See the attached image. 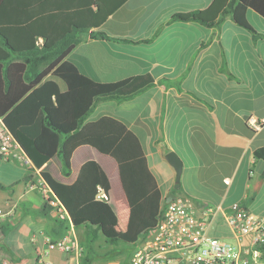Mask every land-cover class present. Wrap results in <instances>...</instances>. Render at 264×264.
<instances>
[{
    "label": "crops",
    "instance_id": "crops-1",
    "mask_svg": "<svg viewBox=\"0 0 264 264\" xmlns=\"http://www.w3.org/2000/svg\"><path fill=\"white\" fill-rule=\"evenodd\" d=\"M212 2L127 0L101 26L81 34L66 60L81 74L103 83L153 76L155 86L131 100L97 103L85 124L111 117L137 136L163 204L175 184V172L164 156L174 151L183 162V172L206 173L200 197L187 195L195 201L198 214L207 205L227 208L241 203L264 217V161L254 156L264 147V18L248 10L252 30L238 26L230 14L220 15L212 26L173 19L207 9ZM94 31H103L110 39H91L89 33ZM47 80L56 82L61 92L67 90L60 78L49 74L43 82ZM11 146L12 152L23 153L12 137ZM87 161L98 163L108 177L116 226L103 216L61 221L52 209L45 210L43 195L32 187L42 171L71 185ZM0 184V209L6 214L1 220L0 264H83L90 249L87 227L99 226L96 243L103 239L105 245L127 227L130 207L118 164L89 145L73 151L69 176L63 174L58 156L40 169L30 161L0 158ZM176 194L186 195L181 181ZM104 228L109 234L103 235ZM208 233L236 241L221 214ZM63 236L78 243L80 256L46 251L47 237ZM88 264L109 263L94 258Z\"/></svg>",
    "mask_w": 264,
    "mask_h": 264
},
{
    "label": "trees",
    "instance_id": "trees-1",
    "mask_svg": "<svg viewBox=\"0 0 264 264\" xmlns=\"http://www.w3.org/2000/svg\"><path fill=\"white\" fill-rule=\"evenodd\" d=\"M126 1L0 0V120L36 169L58 156L63 174L69 176L71 155L81 145H89L117 162L130 214L125 231L106 240L113 248L119 243L139 244L155 229L164 207L162 193L132 131L111 117L87 124L85 120L97 103L131 100L154 87L155 80L146 74L103 83L81 74L66 56L81 34L101 26ZM248 10L264 18V0H213L207 9L173 19L212 26L220 15L230 14L238 26L252 30ZM89 36L110 39L103 31L90 32ZM49 74L60 78L67 90L61 92L52 80L43 82ZM254 156L264 161V147ZM40 177L71 220L93 221L103 216L111 226L117 225L109 204L108 177L95 161L84 163L71 185L57 182L48 172L42 171ZM179 188L180 183L174 184L171 193ZM48 208L52 209L47 206L45 210ZM99 230V226L87 227L90 249L83 264L97 255L91 245L98 241ZM258 249L264 257V245Z\"/></svg>",
    "mask_w": 264,
    "mask_h": 264
},
{
    "label": "built area",
    "instance_id": "built-area-1",
    "mask_svg": "<svg viewBox=\"0 0 264 264\" xmlns=\"http://www.w3.org/2000/svg\"><path fill=\"white\" fill-rule=\"evenodd\" d=\"M252 123L254 128L259 127L256 122ZM11 137L0 120V158L3 161L10 158L20 162L30 161L24 152H12ZM32 187L43 195L45 203L52 208L57 219L71 221L41 177ZM174 195L169 203L165 199L155 229L140 240L129 264H264L263 254L258 249L264 245V217L250 212L241 203H234L227 208L207 205L198 214L193 198L176 193ZM219 214L235 237V242L208 233L211 223ZM5 215L0 209V232L1 220ZM52 250L81 254L78 243L70 236L57 240L47 237L46 251Z\"/></svg>",
    "mask_w": 264,
    "mask_h": 264
},
{
    "label": "rangeland",
    "instance_id": "rangeland-1",
    "mask_svg": "<svg viewBox=\"0 0 264 264\" xmlns=\"http://www.w3.org/2000/svg\"><path fill=\"white\" fill-rule=\"evenodd\" d=\"M194 173H196L197 175H194ZM205 178H206V173L204 171L197 172L196 170L195 171L184 170L181 179V185L182 188L184 189V193L194 198H199L204 190L203 181L205 180ZM200 181L202 182L200 183ZM169 185H171L170 182L165 187ZM165 187H163V189H165ZM106 234H109L108 228L107 229L104 228L103 230V235ZM94 244H92L91 246H93ZM94 246H93L94 253H96L97 255L96 254L95 255L99 257V258L95 257L96 260H102V261L106 260L109 264L110 263L129 264L130 259L133 253L136 251L138 244L129 245L124 243H119L118 247L113 248L109 244L105 245L102 239V241L96 243Z\"/></svg>",
    "mask_w": 264,
    "mask_h": 264
},
{
    "label": "water",
    "instance_id": "water-1",
    "mask_svg": "<svg viewBox=\"0 0 264 264\" xmlns=\"http://www.w3.org/2000/svg\"><path fill=\"white\" fill-rule=\"evenodd\" d=\"M165 161L173 168L175 172V184H179L183 172V162L178 154L174 151H170L164 156ZM175 195L169 193L166 197V202L169 203L174 199Z\"/></svg>",
    "mask_w": 264,
    "mask_h": 264
}]
</instances>
